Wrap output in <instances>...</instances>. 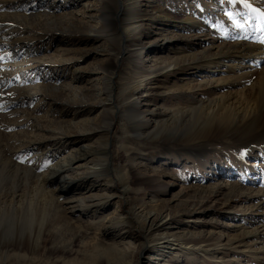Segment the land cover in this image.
<instances>
[{
    "label": "rangeland",
    "instance_id": "rangeland-1",
    "mask_svg": "<svg viewBox=\"0 0 264 264\" xmlns=\"http://www.w3.org/2000/svg\"><path fill=\"white\" fill-rule=\"evenodd\" d=\"M261 12L264 0H0V264H264V129L226 133L227 114L194 111L240 95L237 59L218 49L263 44ZM86 152L106 170L82 157L46 176ZM168 240L182 248L161 251Z\"/></svg>",
    "mask_w": 264,
    "mask_h": 264
},
{
    "label": "bare ground",
    "instance_id": "bare-ground-1",
    "mask_svg": "<svg viewBox=\"0 0 264 264\" xmlns=\"http://www.w3.org/2000/svg\"><path fill=\"white\" fill-rule=\"evenodd\" d=\"M116 1H118V3L121 2V4H122V0H116ZM52 20L53 19H49V21H52ZM1 22H3V24L5 23L8 26L10 25V22L6 23L7 21L0 20V24H1ZM56 22L54 21V23H56ZM190 22L192 25H196V27H198L199 29H202L201 28L202 25H199V23L195 19L190 20ZM120 33L122 34V38H124L123 40H129V37H128L127 33L125 32V30L121 29ZM9 35H11V34H9V33L6 34V37L11 38V37H9ZM226 47L227 48H223V49H222V47H220L218 50H221V52L224 51L223 53L227 52L228 56L225 57L226 60L237 59L238 63L234 67L238 69L237 70L238 72H241V73H239L240 76L239 77L237 76V78L240 79V81L238 83L239 84L241 83V85L243 83L242 90L239 91L240 95H237L234 97H226L223 99H215L214 101H211L209 104H206L208 106H205L204 104H202L199 109H196L194 111L195 112H197V111L202 112L203 115L208 116V118L217 117V115H219L222 112L227 114L233 122L229 127L230 129L226 133H236V131H238L239 129H244L243 130L244 132H251L253 130V128H259V131H260L262 128L264 129V43L263 44L261 43L259 45H252V44H245V43H244V45H241V44L237 45L235 43L234 47H233V45L230 47L228 45ZM226 49H228V50H226ZM203 54L207 55L208 57L213 56V54L208 55V53H205V52H203ZM218 55L220 56L222 54H217L216 56H218ZM235 56H237V57H235ZM209 62L213 64L214 68L215 67L218 68L221 66L222 63L225 62V60L219 59V61H218L216 59H214V60L210 59ZM240 63L243 65H240ZM245 64L247 66H249L248 69L244 68ZM226 70H227V72L224 73L223 75H226V74L227 75H226L225 79L222 80V82H224L223 84H227V83L231 84L229 82L234 80V78H233L234 69L233 68H227ZM221 75H222V73H221ZM217 79L218 78H216V79L211 78L210 80H208L207 84L211 85V86H214L216 84H218V85L221 84V82H220L221 80L216 81ZM244 81L247 83H244ZM223 84H221V85H223ZM233 85H235V83L231 84V86H233ZM216 87H218V86H216ZM197 114H199V113H197ZM176 120H178V119H176ZM175 123H176V121H175ZM59 126L62 128L57 127L58 130H63V128H65V126L63 124H59ZM205 129L206 128H203L201 126V127H198L194 132H195L196 136H200L202 139L206 136V134H203ZM216 129H218V127ZM55 130H57V129H55ZM263 134H264V132H263ZM200 137L195 138V139H198L199 143L202 142V140H203V139L201 140ZM240 139H242V137ZM258 139L263 140L264 135H263V137L258 136ZM252 140H254V139H252ZM185 146H187V145H185ZM98 155H100L99 159L97 158ZM82 157H85L86 159L89 157L96 158V159H92V162L94 163V165H93V167H91V169L93 172L100 174L101 171L103 172L106 170L105 166L107 165L106 163L109 160L108 158L107 159L104 158V156H102L99 152H86L85 154L80 155V156L70 155L63 163H61L60 165H57V167H55L54 170H51L50 173H48L46 176H48V177L50 175L54 176V175H57L60 173L64 174L65 176H68V172L72 169L71 168L72 164H74L75 162L80 160V158H82ZM39 181H40L39 183L42 184L44 189H46L45 186L47 185V180L44 177H42ZM72 182H75V180H72ZM235 188H233V191L235 190ZM76 203L77 204L73 206L74 210L82 209L84 206H86L85 199H80ZM94 206H98V204L97 203L89 204L86 207V209H88L89 207H94ZM151 216H152V214H150L148 216V218L146 219L147 222L148 221L150 222V228H149L150 230L156 226L155 225V219H152ZM162 244H166V245L162 246L160 248L161 251L169 250V249H171V251H174V250H177V248H178V250H180V248H182V247H179V245H175L171 240H168L167 242L162 243ZM27 247H28L27 243L24 245H21L22 250L26 251ZM25 257L16 256L15 258L24 259ZM123 259H125V258H123Z\"/></svg>",
    "mask_w": 264,
    "mask_h": 264
},
{
    "label": "snow or ice",
    "instance_id": "snow-or-ice-1",
    "mask_svg": "<svg viewBox=\"0 0 264 264\" xmlns=\"http://www.w3.org/2000/svg\"><path fill=\"white\" fill-rule=\"evenodd\" d=\"M260 15H261L262 19H264V12H261Z\"/></svg>",
    "mask_w": 264,
    "mask_h": 264
}]
</instances>
